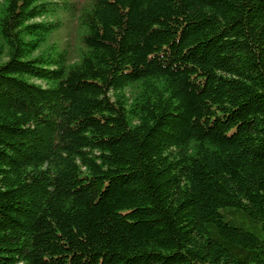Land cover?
Masks as SVG:
<instances>
[{"label": "trees", "instance_id": "16d2710c", "mask_svg": "<svg viewBox=\"0 0 264 264\" xmlns=\"http://www.w3.org/2000/svg\"><path fill=\"white\" fill-rule=\"evenodd\" d=\"M0 264H264V0H0Z\"/></svg>", "mask_w": 264, "mask_h": 264}, {"label": "rangeland", "instance_id": "374dc122", "mask_svg": "<svg viewBox=\"0 0 264 264\" xmlns=\"http://www.w3.org/2000/svg\"><path fill=\"white\" fill-rule=\"evenodd\" d=\"M67 32H68V27L66 28H63L61 31H60V36L63 37L65 39L66 35H67ZM70 40H71V37L69 36Z\"/></svg>", "mask_w": 264, "mask_h": 264}]
</instances>
